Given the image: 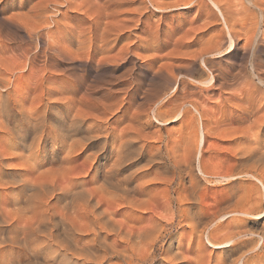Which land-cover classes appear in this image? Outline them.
Listing matches in <instances>:
<instances>
[{"label": "rangeland", "instance_id": "1", "mask_svg": "<svg viewBox=\"0 0 264 264\" xmlns=\"http://www.w3.org/2000/svg\"><path fill=\"white\" fill-rule=\"evenodd\" d=\"M0 154V264H264V0H0Z\"/></svg>", "mask_w": 264, "mask_h": 264}, {"label": "bare ground", "instance_id": "2", "mask_svg": "<svg viewBox=\"0 0 264 264\" xmlns=\"http://www.w3.org/2000/svg\"><path fill=\"white\" fill-rule=\"evenodd\" d=\"M213 6H215V5H213ZM216 7V6H215ZM217 9V8H216ZM230 42V41H229ZM230 47H231V44H230ZM9 141V140H8ZM8 143V142H7ZM12 144V143H11ZM10 147V146H9ZM12 147V146H11ZM11 149H13V148H11ZM199 151V150H198ZM1 155V154H0ZM2 161V160H1ZM36 162V161H35ZM30 166H32V165H30ZM36 166V165H35ZM1 167V166H0ZM251 168V167H250ZM112 173V172H111ZM223 174V173H222ZM249 176V175H248ZM225 179V178H224ZM226 179H227V177H226ZM225 179V180H226ZM230 179V178H229ZM25 180V182L26 183H28V179H24ZM28 180V181H27ZM228 180V179H227ZM258 181V180H257ZM30 183V182H29ZM6 184V183H5ZM2 185V184H1ZM88 191H90V190H87V192ZM263 191H264V186H263ZM83 193V192H82ZM264 193V192H263ZM79 196H81V194L79 195ZM79 198V197H78ZM13 201H14V199H13ZM16 202V201H15ZM14 205V204H13ZM259 209V208H258ZM258 209H256V210H253V211H250V210H247V211H240V213H250V214H245L246 216H249V215H251V216H257V218H259V214L258 213H261V211H258ZM45 210V209H44ZM229 210V209H228ZM232 210H234V209H232ZM236 210V209H235ZM238 210V209H237ZM226 212V211H225ZM221 213V212H220ZM251 213H254V214H251ZM256 213V214H255ZM264 213V212H263ZM175 215V214H174ZM261 215V214H260ZM167 217V216H166ZM170 221V220H169ZM214 225V224H213ZM212 227V226H211ZM194 228V227H193ZM210 228V227H209ZM246 232V231H245ZM209 235V234H208ZM235 236V235H234ZM229 238V237H228ZM233 238H235V237H233L232 236V238L230 237L229 239H228V241H226V242H230L231 243V241L233 240ZM211 239V238H210ZM239 239V238H238ZM217 241V240H216ZM235 241V240H234ZM233 242V241H232ZM261 242V241H260ZM219 243V242H218ZM227 244V243H226ZM236 244V243H235ZM211 247H219V246H215V245H213V244H209ZM230 246H231V244H229ZM237 245H235V247H236ZM255 249V248H254ZM239 252V251H238ZM106 256V255H105ZM239 259H240V257H239Z\"/></svg>", "mask_w": 264, "mask_h": 264}]
</instances>
